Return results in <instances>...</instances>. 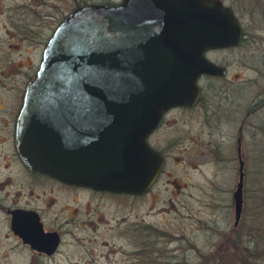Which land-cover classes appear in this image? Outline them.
I'll return each mask as SVG.
<instances>
[{
	"label": "rangeland",
	"instance_id": "obj_1",
	"mask_svg": "<svg viewBox=\"0 0 264 264\" xmlns=\"http://www.w3.org/2000/svg\"><path fill=\"white\" fill-rule=\"evenodd\" d=\"M84 1L121 0H0V138L4 108L18 105L11 93L25 87V74L38 67L57 25ZM222 1L236 12L244 37L237 47L207 52L227 69L225 76L201 80L194 109L168 114L158 135L168 161L152 194L143 197L142 234L127 230L124 238L114 229L123 218L125 225L138 222L135 200H128L126 208L104 209L111 228L78 229L54 258L34 259L0 214V264H264V197L258 191L264 184V0ZM240 157L244 204L236 226ZM81 200L76 206L87 201ZM46 209L53 223L64 208ZM73 210L86 208L63 215Z\"/></svg>",
	"mask_w": 264,
	"mask_h": 264
},
{
	"label": "water",
	"instance_id": "obj_2",
	"mask_svg": "<svg viewBox=\"0 0 264 264\" xmlns=\"http://www.w3.org/2000/svg\"><path fill=\"white\" fill-rule=\"evenodd\" d=\"M243 36L236 13L222 0L76 7L49 38L26 87L17 127L20 154L31 169L70 184L147 192L165 164L149 135L170 109L198 103L202 76H225L226 68L207 52L237 47ZM239 169L236 226L244 204L241 157ZM13 229L42 250L39 219L24 225L15 218Z\"/></svg>",
	"mask_w": 264,
	"mask_h": 264
},
{
	"label": "flooded vegetation",
	"instance_id": "obj_3",
	"mask_svg": "<svg viewBox=\"0 0 264 264\" xmlns=\"http://www.w3.org/2000/svg\"><path fill=\"white\" fill-rule=\"evenodd\" d=\"M45 47L46 45L44 46V49ZM44 49L39 57L38 67L33 66L32 68L34 69H31L29 74H25V87H23L20 92L11 93L12 98L18 100L16 109L15 103L10 109L4 108L5 115L2 120L4 124L1 126L2 138H0V214L2 215L6 226H8L11 236L15 239L20 248L30 250L33 253L34 259L42 257V259L48 260L54 258V255L61 251L60 248L63 246L64 238L66 236H72L74 238L78 236L76 234L78 229L95 230L101 223L106 224L111 228L108 216L104 209L126 208L128 200H135V208L137 210L136 218L138 219V222H135L134 225H125L123 218L122 221L117 222L114 229L118 230L117 232L124 238L127 236V230L131 232L133 229L134 232H142L141 208L143 197L152 194L153 188L160 180L161 175L165 173L168 161V151L160 144L158 139L159 133H161L166 127L167 116L175 110H192L197 107L201 102L203 93V88L200 83L201 80L218 78L219 76H202L199 79L201 96L198 103L192 107H174L170 109L165 114L161 125L149 135V144L164 157L165 164L160 175L147 192L143 194H127L103 191L70 184L51 175L35 171L25 162L19 152L17 144V127L24 101L25 90L37 76V71L42 62ZM5 149H8V152L4 153ZM34 189H37L40 192L36 193L34 192ZM178 191L180 192L181 189L179 188ZM62 197H64L63 201H56ZM80 197H82L81 202L84 199L87 201L76 206ZM46 208L64 209L60 210L59 213H55L53 223H50L46 219L45 213L48 211ZM72 208H86V210L82 213L73 210V215L70 213L63 215V212H69ZM30 212L34 214L30 215ZM122 212L123 210H118V214ZM15 218L18 219L20 224L24 225L35 224V219H39L42 223L43 229L42 242L39 244V246L42 247V250L32 247L29 243H25L23 239L15 233L13 229ZM50 224L52 225L51 227H49ZM0 225L4 226L3 223ZM44 233H47L48 235H45L44 237Z\"/></svg>",
	"mask_w": 264,
	"mask_h": 264
},
{
	"label": "trees",
	"instance_id": "obj_4",
	"mask_svg": "<svg viewBox=\"0 0 264 264\" xmlns=\"http://www.w3.org/2000/svg\"><path fill=\"white\" fill-rule=\"evenodd\" d=\"M88 3H93V2H89V1H84V2H82V3H78L77 4V6L76 7H78V6H81V5H85V4H88ZM106 4H115L114 2H109V3H106ZM75 7V8H76ZM259 188V187H258ZM258 191H261L260 193L263 195V197H264V184H262V186H261V188H259L258 189ZM261 201H263V203H264V198H262L261 197Z\"/></svg>",
	"mask_w": 264,
	"mask_h": 264
}]
</instances>
